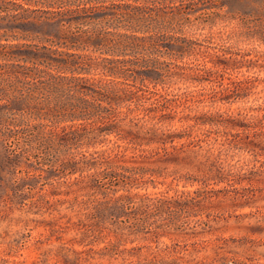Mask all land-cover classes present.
Segmentation results:
<instances>
[{"label": "trees", "instance_id": "obj_1", "mask_svg": "<svg viewBox=\"0 0 264 264\" xmlns=\"http://www.w3.org/2000/svg\"><path fill=\"white\" fill-rule=\"evenodd\" d=\"M145 1L0 0V118L10 111L35 121L58 116L65 142L85 139L88 152H112L108 134L117 129L130 135L123 143L156 146L176 171L213 176L225 141L234 145L245 134L243 114L264 125V108L225 105L234 94L264 97V0H232L240 8L224 14L226 0ZM176 20L198 35L215 20L236 26L214 40L225 48L171 33ZM208 86L217 90H189ZM205 94L216 109L199 100ZM234 112L228 124L224 114Z\"/></svg>", "mask_w": 264, "mask_h": 264}, {"label": "rangeland", "instance_id": "obj_2", "mask_svg": "<svg viewBox=\"0 0 264 264\" xmlns=\"http://www.w3.org/2000/svg\"><path fill=\"white\" fill-rule=\"evenodd\" d=\"M224 3L223 14L240 8ZM235 26L215 20L198 35L176 20L169 30L227 48L214 40H225ZM147 50L145 44L144 59ZM238 95L225 105L264 108V97L251 102ZM213 99L199 98L216 109ZM235 115L224 119L229 124ZM243 115L245 134L234 145L225 141L215 158L220 173L206 177L176 171L154 145L123 143L130 135L117 129L108 134L112 152H88L85 139L65 142L60 117L35 121L8 112L7 121L0 118V264H264V125Z\"/></svg>", "mask_w": 264, "mask_h": 264}]
</instances>
